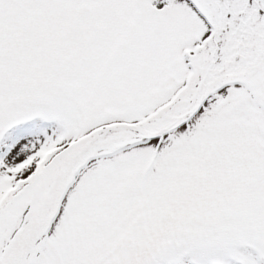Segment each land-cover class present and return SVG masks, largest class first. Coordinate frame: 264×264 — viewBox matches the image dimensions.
I'll return each instance as SVG.
<instances>
[{
  "label": "snow or ice",
  "instance_id": "obj_1",
  "mask_svg": "<svg viewBox=\"0 0 264 264\" xmlns=\"http://www.w3.org/2000/svg\"><path fill=\"white\" fill-rule=\"evenodd\" d=\"M0 264H264V0H0Z\"/></svg>",
  "mask_w": 264,
  "mask_h": 264
}]
</instances>
